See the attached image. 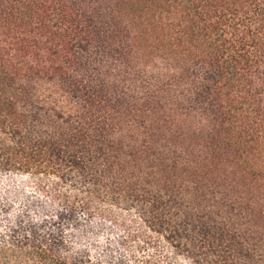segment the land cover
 <instances>
[{"label": "trees", "instance_id": "16d2710c", "mask_svg": "<svg viewBox=\"0 0 264 264\" xmlns=\"http://www.w3.org/2000/svg\"><path fill=\"white\" fill-rule=\"evenodd\" d=\"M157 239L264 264V0H0V264Z\"/></svg>", "mask_w": 264, "mask_h": 264}, {"label": "rangeland", "instance_id": "374dc122", "mask_svg": "<svg viewBox=\"0 0 264 264\" xmlns=\"http://www.w3.org/2000/svg\"><path fill=\"white\" fill-rule=\"evenodd\" d=\"M119 218H123L127 221L130 229L136 230L139 228V220L133 212H116ZM155 244H150L147 248L139 251V258L154 257L159 264H185L182 261L175 258L172 254L168 253L165 244L158 239L155 240ZM132 250V249H131ZM135 250V248H134Z\"/></svg>", "mask_w": 264, "mask_h": 264}]
</instances>
